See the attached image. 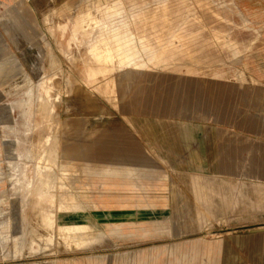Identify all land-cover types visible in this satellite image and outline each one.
Wrapping results in <instances>:
<instances>
[{"label": "rangeland", "instance_id": "rangeland-1", "mask_svg": "<svg viewBox=\"0 0 264 264\" xmlns=\"http://www.w3.org/2000/svg\"><path fill=\"white\" fill-rule=\"evenodd\" d=\"M260 1L0 0V264H264V96L235 167L193 166L236 176L162 160L132 117L164 74L264 90Z\"/></svg>", "mask_w": 264, "mask_h": 264}, {"label": "crops", "instance_id": "crops-1", "mask_svg": "<svg viewBox=\"0 0 264 264\" xmlns=\"http://www.w3.org/2000/svg\"><path fill=\"white\" fill-rule=\"evenodd\" d=\"M263 3L260 1V5L244 9L249 18L260 25L264 23ZM1 42L0 60L11 55L10 46ZM247 44L244 42L248 49L254 45ZM258 48L264 49V40ZM261 57L259 64L264 67V52ZM18 69V66L6 67L0 71V80L12 79ZM261 73H264V68ZM254 78L264 80V77ZM159 79L161 84H147L145 104L139 106L136 112L132 110V117L144 134V142L154 146L159 158L176 163L179 169L188 167L183 165V161H205L209 155H217L214 159L230 160L235 167L234 161L238 160L236 153L244 152V142L250 140V129L256 127L251 120L255 98L264 96V90L253 89L250 84L238 86L233 80L216 76L164 74ZM247 145L250 146V143L247 142ZM189 167L194 168L195 176L237 175L236 172L211 175ZM120 214L128 222V216L133 213Z\"/></svg>", "mask_w": 264, "mask_h": 264}, {"label": "bare ground", "instance_id": "bare-ground-1", "mask_svg": "<svg viewBox=\"0 0 264 264\" xmlns=\"http://www.w3.org/2000/svg\"><path fill=\"white\" fill-rule=\"evenodd\" d=\"M173 53H176L175 52V50L174 51H172ZM178 55H180V54H178ZM101 69H102V67H101V65H98V67H97V69H95L94 70V74H97V73H101ZM3 70V69H2ZM4 71V70H3ZM6 72V71H5ZM86 73V72H85ZM7 74H9V73H7ZM4 78V77H3ZM6 78V77H5ZM80 84V83H79ZM78 84V85H79ZM89 101L90 100H88V99H86V98H83V97H79V102L84 106L85 105V103L86 104H90L89 103ZM92 101V100H91ZM93 102V101H92ZM188 114V113H187ZM192 118V117H191ZM71 139V138H70ZM73 139V138H72ZM77 144V143H76ZM102 144L101 143H99V142H96L95 143V145H92L91 147L90 146H86V147H84V145H82L81 143H78L77 144V151L78 152H81V153H89V149L90 148H98L99 146H101ZM123 150V149H122ZM123 152H125L124 150H123ZM125 155V157H127V155L129 154V153H124ZM184 157V156H183ZM182 157V158H183ZM219 158V157H218ZM185 160V159H184ZM87 164V163H86ZM85 164V165H86ZM185 164L186 165H189V166H197V167H203V165H201L200 163H199V161H194V160H187V161H185ZM88 165V164H87ZM87 169V168H86ZM85 169V170H86ZM93 171V168H90V173ZM257 175H259V174H257Z\"/></svg>", "mask_w": 264, "mask_h": 264}]
</instances>
